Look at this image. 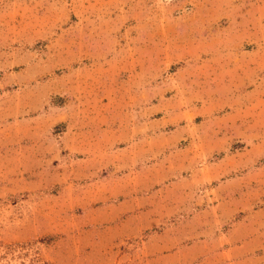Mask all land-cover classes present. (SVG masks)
I'll return each mask as SVG.
<instances>
[{
  "label": "rangeland",
  "instance_id": "obj_1",
  "mask_svg": "<svg viewBox=\"0 0 264 264\" xmlns=\"http://www.w3.org/2000/svg\"><path fill=\"white\" fill-rule=\"evenodd\" d=\"M216 218L264 229V0H0V264H149Z\"/></svg>",
  "mask_w": 264,
  "mask_h": 264
},
{
  "label": "crops",
  "instance_id": "obj_2",
  "mask_svg": "<svg viewBox=\"0 0 264 264\" xmlns=\"http://www.w3.org/2000/svg\"><path fill=\"white\" fill-rule=\"evenodd\" d=\"M142 216H146L144 222L154 220L159 222L164 213L152 214L150 205L158 206V202L144 201ZM226 199L221 204H227ZM133 200L125 199L117 204H108V215L131 209ZM147 204V206H145ZM123 207V208H122ZM154 208V209H155ZM124 209V210H125ZM224 220V219H223ZM221 218L212 219V226L203 230H197L194 235L196 240H191L186 245L176 244V238L157 241L156 244L147 247L151 254L147 262L149 264H264V229L259 228L258 222L245 225L244 219L235 220L226 228L220 230L219 226L225 224ZM166 229L157 230V235H164ZM170 243L169 247L163 246ZM162 243V245L160 244ZM172 245V246H171Z\"/></svg>",
  "mask_w": 264,
  "mask_h": 264
}]
</instances>
